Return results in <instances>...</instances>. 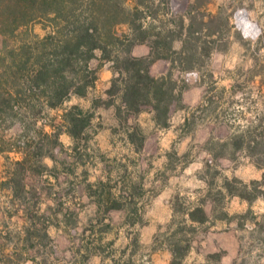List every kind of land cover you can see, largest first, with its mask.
I'll list each match as a JSON object with an SVG mask.
<instances>
[{
  "label": "rangeland",
  "instance_id": "obj_1",
  "mask_svg": "<svg viewBox=\"0 0 264 264\" xmlns=\"http://www.w3.org/2000/svg\"><path fill=\"white\" fill-rule=\"evenodd\" d=\"M209 8L230 16V27L223 26L222 50L203 54L193 69L184 65L193 73L184 95L188 109L173 113L168 129L155 126L149 112L126 122V113L102 104L78 148L72 150L63 133L56 164L45 158V175L30 176L25 197L35 212L10 218L14 197L0 186V229L7 233L0 238V249L6 247L0 264H33L22 262L28 255L38 264H170L161 242L165 233L176 232L192 235L184 264H264V199L249 202L224 189V179L232 181L234 193H243L239 181L262 179L264 0H211ZM34 31L44 33L40 26ZM99 55L90 62L98 72L90 97L106 100L111 64L99 67ZM170 67L159 60L152 74L161 77ZM74 104L91 106L73 97L49 117L60 123L59 115ZM240 136L241 148L232 144ZM6 169L1 155L0 183ZM201 198L209 218L190 231L184 212ZM107 200L121 210L107 213ZM94 250L99 253L86 259Z\"/></svg>",
  "mask_w": 264,
  "mask_h": 264
},
{
  "label": "trees",
  "instance_id": "obj_2",
  "mask_svg": "<svg viewBox=\"0 0 264 264\" xmlns=\"http://www.w3.org/2000/svg\"><path fill=\"white\" fill-rule=\"evenodd\" d=\"M210 3L133 0L131 6L129 0H0V154L7 162L6 179L0 186L14 197L11 207L15 212L7 211L10 218L18 213L27 216L29 210L35 212L25 197L31 190L30 176L35 172L45 175V158L56 164L59 149H63V133L71 137V149L76 150L91 126L93 111L102 104L126 113V122L149 112L155 126L162 129L170 127L173 113L188 109L183 95L190 88L193 73L184 65L193 69L203 54L209 58L222 50L218 43L225 37L223 26L230 27L231 17L220 10L211 11ZM36 26L43 35L35 33ZM136 45L148 46L149 54L135 56ZM97 53L99 67L111 64L113 76L106 100L90 97L98 81V72L90 62ZM159 60L171 67L166 75L155 77L151 68ZM73 97L90 101V108L71 105L59 115L60 123L49 117V111L61 109ZM203 103L204 97L197 109ZM243 139L240 136L232 144L241 148ZM10 154L19 159H12ZM259 168L260 181H239L243 193H234L232 181L227 179L224 189L249 202L264 199V167ZM251 186L256 187L252 192ZM105 204L107 213L121 210L112 200ZM206 204L201 198L184 212L190 231L196 229L195 223L207 222ZM3 230L0 238L7 239ZM164 236L161 248L171 253L170 264H184L192 249V235L176 232ZM5 249H0L2 255ZM23 250L29 252L28 248ZM97 253L88 251L85 257ZM26 260L38 264L32 255L22 258V262Z\"/></svg>",
  "mask_w": 264,
  "mask_h": 264
},
{
  "label": "crops",
  "instance_id": "obj_3",
  "mask_svg": "<svg viewBox=\"0 0 264 264\" xmlns=\"http://www.w3.org/2000/svg\"><path fill=\"white\" fill-rule=\"evenodd\" d=\"M133 54L135 55V56H138V57H141V56H147L148 54H149V47L148 46H146V45H136V46H134V48H133ZM158 61H156L154 64H156ZM153 64V65H154ZM153 67V66H152ZM108 68H109V65H108ZM109 76H111L112 77V72L110 71V69H109ZM151 73H152V68H151ZM153 75V74H152ZM154 76V75H153ZM156 77V76H155ZM108 86H109V84H108ZM184 95H185V93H184ZM184 95H183V99H184ZM185 102V101H184ZM0 156H1V154H0Z\"/></svg>",
  "mask_w": 264,
  "mask_h": 264
}]
</instances>
